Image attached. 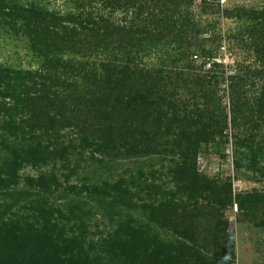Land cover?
Here are the masks:
<instances>
[{
  "label": "trees",
  "instance_id": "trees-1",
  "mask_svg": "<svg viewBox=\"0 0 264 264\" xmlns=\"http://www.w3.org/2000/svg\"><path fill=\"white\" fill-rule=\"evenodd\" d=\"M65 2L0 0L37 63L0 61V264H232L225 211L264 225V190L233 189L264 179V0ZM230 137L235 175L202 172Z\"/></svg>",
  "mask_w": 264,
  "mask_h": 264
},
{
  "label": "rangeland",
  "instance_id": "rangeland-1",
  "mask_svg": "<svg viewBox=\"0 0 264 264\" xmlns=\"http://www.w3.org/2000/svg\"><path fill=\"white\" fill-rule=\"evenodd\" d=\"M50 2V6L52 7H59L65 9L68 7L65 0H47ZM256 1L260 0H220L222 5H247L250 6L251 4L255 3ZM217 15H207L203 16L204 18H212L215 19ZM233 24L230 20L221 18L220 28L223 34L222 39V47L219 51V54L216 57L217 62H221L223 64V68L226 72H230L233 67H235L234 60L240 58L241 54L247 55L246 52L242 51V49L238 47H233V54L229 56L230 53V46L228 40L225 38L224 33L226 32L227 27ZM27 44L25 41L20 39H14L7 36L6 29L4 26H0V61L2 62H9L13 65H23L28 66L31 60V56L27 54ZM200 62V57L197 58ZM34 66H37V63L31 61ZM210 64H206L205 68H209ZM222 88H226V83L221 85ZM227 92V91H226ZM224 102L228 105V96L224 97ZM228 133L231 134V128L228 129ZM232 137H230V142L228 145H225L224 151L226 152L227 156L225 158H221L220 151L216 147L212 148L208 154H199L198 157V164L199 168L202 172L210 175V176H234V146L232 144ZM50 167L48 166H41V167H33L31 165L23 168L21 170V174L24 176L32 175L37 176L41 172H45ZM246 167L242 168V172L250 171L245 170ZM68 170V169H67ZM61 180H64V177H61ZM255 179H245V178H233V189L235 192L240 191H250L252 189H261L264 190V179L258 180ZM70 183H78L81 182L76 180V178H72L69 182H64L63 185L70 184ZM22 184V182H21ZM167 188L174 189L173 184H168ZM8 202L11 199L7 198ZM64 200L61 199L59 202H63ZM3 201L0 200V203ZM22 213V212H21ZM264 216V215H263ZM10 215L7 216V218ZM225 217L229 221V230L232 232L235 242H236V259L231 261L232 264H264V225L255 224L254 222L248 220L245 215L239 214L237 204H233L232 207L225 211ZM264 218V217H263ZM151 231H157L162 234L163 237L166 235V239H173L171 229L163 228L161 225L153 222L151 225ZM93 230L94 227L90 226ZM100 228H104L103 224H100Z\"/></svg>",
  "mask_w": 264,
  "mask_h": 264
}]
</instances>
